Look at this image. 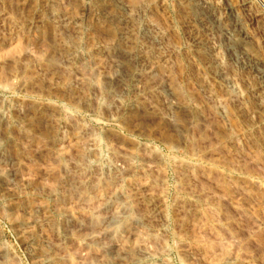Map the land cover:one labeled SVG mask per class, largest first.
I'll return each instance as SVG.
<instances>
[{
    "label": "rangeland",
    "instance_id": "1",
    "mask_svg": "<svg viewBox=\"0 0 264 264\" xmlns=\"http://www.w3.org/2000/svg\"><path fill=\"white\" fill-rule=\"evenodd\" d=\"M119 1L0 0V264H264V0Z\"/></svg>",
    "mask_w": 264,
    "mask_h": 264
},
{
    "label": "bare ground",
    "instance_id": "2",
    "mask_svg": "<svg viewBox=\"0 0 264 264\" xmlns=\"http://www.w3.org/2000/svg\"><path fill=\"white\" fill-rule=\"evenodd\" d=\"M91 1H93L94 2V5H95V7L99 10V12H101V13H103V14H105V16L106 17H109V18H111V20L112 21H116V19H113V16H112V14H109L110 12H108L107 10V7H109V5L110 4H114V5H116V6H118V7H120L122 10L123 9H127V5L124 3V4H122V2H120L119 0H91ZM191 1H194L193 3H195L193 6V8H199V7H208V5H209V2L207 1V0H191ZM108 18V19H109ZM115 18V17H114ZM215 18V17H214ZM117 19H120V18H117ZM124 19H121V20H117L116 21V24L117 25H120L121 24V26L125 23L126 24V20L125 21H123ZM133 21V20H132ZM116 27H118L119 28V26H116ZM122 28V27H121ZM123 28H124V26H123ZM147 28V27H146ZM123 30V29H122ZM150 30V29H149ZM224 30V29H223ZM226 31V30H225ZM228 31V30H227ZM226 31V32H227ZM148 33V32H147ZM225 33V32H224ZM125 34V33H124ZM229 34V33H228ZM116 37V36H115ZM118 38V37H117ZM236 38V37H235ZM235 38H233V37H231V36H228V39L230 40V47H229V49H230V51H232V53H233V55H234V53H235V47H236V44H238L239 42V40H236ZM200 40V39H199ZM122 41V40H121ZM205 42V41H204ZM241 42V41H240ZM199 43L200 44H202L203 42H200L199 41ZM118 44V43H117ZM116 44V45H117ZM120 44V43H119ZM241 45H242V43H240ZM116 49V48H115ZM119 51V50H118ZM121 51V50H120ZM119 54V53H118ZM117 54V57H118V59L119 60H117V61H119L118 63L119 64H122V65H126V66H128L127 65V63H126V58H125V56L124 55H118ZM120 54H122V53H120ZM236 55H237V53H236ZM246 57V58H245ZM245 57H238V60L239 59H241V58H245V61H244V63L242 64V65H244V66H250L251 68H253V70L256 72V75H257V77L260 79V81H258V84H257V86L259 87V88H262V84H263V82H264V67L262 66V64H261V62L256 58V57H254L252 54H249V53H246V55H245ZM242 61H243V59H241ZM240 60V61H241ZM119 66V65H118ZM136 71V70H135ZM136 73H137V71H136ZM134 74H135V72H130V73H128V76H127V74H124V75H126L125 76V80L123 79V83H125V85L124 86H126L127 87V89L128 88H130L131 87V85H133L134 84V81H135V79L133 80V78H134ZM123 75V76H124ZM137 75V74H136ZM111 77V76H110ZM115 77H119V76H115L114 75V77L113 78H115ZM219 77L222 79V80H225L226 81V79H225V77H224V75L223 74H220L219 75ZM112 78V79H113ZM120 78H122V77H120ZM257 78V79H258ZM117 79V78H116ZM119 79V78H118ZM115 80V79H114ZM132 80H133V83H132ZM113 80H110V82H112ZM120 82H122V81H120ZM132 83V84H131ZM107 86V85H106ZM105 89L103 90L104 91V93H109L110 95H114V96H118V93L117 92H115V91H112L110 88H107V87H104ZM132 88V87H131ZM172 94H173V91L170 89V88H168V95H169V98H168V103H169V105H170V107H172V108H174V107H177V105H176V103H175V101H174V99L172 98ZM107 95V94H106ZM113 96V97H114ZM117 98H120L119 96L117 97ZM116 98V99H117ZM0 117H2L1 115H0ZM105 161V160H104ZM117 166V165H116ZM115 167V164L113 163V162H103V163H101L100 164V172H101V174L103 175V173L104 174H107V173H110L111 172V170L113 169ZM107 172V173H106ZM100 174V175H101ZM112 178H113V176H112ZM111 178V179H112ZM106 180V179H105ZM113 181V180H112ZM118 207H124V208H122V210L125 212V210L127 211V212H125L126 214H130V212H128V208H127V206L125 207V205H123V206H121V204H119V206ZM121 208H119V209H121ZM120 211V210H119ZM122 211V212H123ZM121 212V213H122ZM124 214V213H123ZM112 215H114V214H112ZM116 215H118V214H116ZM119 215H121V214H119ZM118 215V216H119ZM131 215H132V212H131ZM130 215V216H131ZM115 217V215L113 216V217H111V218H108V220H107V226L108 227H110L109 229H111V233H110V236H112V235H115L116 236V234H118V233H120V231H119V229L122 227V226H120V228L118 229V227L119 226H117L118 225V223L120 222V218L122 219V217ZM122 216V215H121ZM127 216V215H126ZM129 216V215H128ZM132 218H133V216H131ZM135 219V218H134ZM105 220V221H106ZM125 220V219H124ZM136 220V219H135ZM135 220H134V222H135ZM126 221V220H125ZM128 221V220H127ZM123 220H122V222H120V224L122 223L123 224ZM121 224V225H122ZM114 226V227H113ZM112 227V228H111ZM108 229V230H109ZM121 231L123 230V229H120ZM110 231V230H109ZM118 231V232H117ZM93 235V234H92ZM91 235V236H92ZM120 235V234H119ZM90 236V235H89ZM114 236V237H115ZM94 238V237H93ZM112 238V237H111ZM89 239V238H88ZM140 239H141V241H140V245H139V249L137 250V252H135V254H134V258H133V261H132V264H151V262L153 261L152 259H154V253H153V251H152V249H151V247H150V245H148V240H147V238L144 236V235H142L141 237H140ZM112 243V242H111ZM115 244H116V242H115ZM110 247V246H109ZM106 249H107V247H106ZM110 251V250H109ZM152 260V261H151ZM112 262H110L109 264H111ZM116 263V262H115ZM112 264H114V263H112Z\"/></svg>",
    "mask_w": 264,
    "mask_h": 264
}]
</instances>
